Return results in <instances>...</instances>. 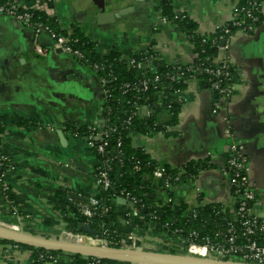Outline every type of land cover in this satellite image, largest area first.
I'll return each mask as SVG.
<instances>
[{
    "label": "crops",
    "instance_id": "0c3cea01",
    "mask_svg": "<svg viewBox=\"0 0 264 264\" xmlns=\"http://www.w3.org/2000/svg\"><path fill=\"white\" fill-rule=\"evenodd\" d=\"M163 1L164 9L160 0H101L99 5L95 0L20 3L53 18L63 36L78 29L102 54L117 52L126 60L149 49L165 64L185 65L195 57L193 43L173 22H160L162 13L185 16L196 35L208 36L231 20L240 0ZM260 12L261 23L254 31H236L228 41L234 93L219 111L213 113L211 92L189 80L173 125L130 135L131 146L157 166L206 165L194 179L169 189L171 201L182 205L184 213L220 206L226 220L234 218L232 192L224 173L230 134L244 145L247 176L256 189L252 213L264 216V0ZM156 98L160 111L156 121L163 123L167 110ZM150 112L141 106L138 118H148ZM70 127L95 131L104 127L98 79L77 59L52 49L47 35L35 39L31 30L0 14V150L9 161L2 181L13 200L10 207L0 193L1 226L56 239L67 230L64 218L73 216L70 210L61 213L57 196L65 194L72 207L97 195L93 176L99 159L86 139L76 137ZM144 181L156 202L169 200L161 180L147 176ZM116 203L120 223L130 209ZM145 226L142 250L163 252L180 245L156 233L153 223ZM0 264H32L31 251L0 243ZM50 264L71 261L63 254Z\"/></svg>",
    "mask_w": 264,
    "mask_h": 264
},
{
    "label": "trees",
    "instance_id": "16d2710c",
    "mask_svg": "<svg viewBox=\"0 0 264 264\" xmlns=\"http://www.w3.org/2000/svg\"><path fill=\"white\" fill-rule=\"evenodd\" d=\"M7 0H0V4ZM160 6L165 8V1L160 0ZM261 0H240L236 6V10L239 12L236 20H244L246 25L257 26L261 23V12L258 5ZM249 11V14L246 13ZM163 17L172 19L174 14L162 13ZM253 18H257V22L252 21ZM32 20L42 23L48 26L56 35L63 36V32L60 31L53 18L46 16L45 14L32 11ZM178 26L181 31H184L193 43L194 59L185 65H180L183 69V82L170 81L166 74H174L176 68L166 66L165 63L160 60H152L151 65L154 67L155 72L152 73L149 67L144 65L143 67H130L127 60H123L121 55L117 52H109L102 54L97 52L94 43H90L85 39L78 29H73L71 39L77 42L70 44L71 50H77L82 54L81 59H77L82 65L89 69L96 78L105 77L109 80L107 85L109 90V96L102 104L103 118L107 119L102 131L110 129L108 137L106 139L107 156L112 160L109 162V179L111 187L108 190H99L94 197L100 201L103 206L108 207V215L104 216L101 213L96 215L90 220L86 221L84 217L77 211L76 204L85 203L86 201H78L71 207L70 202L67 200L65 194L60 193L58 203L61 208V213L65 215L69 210L73 213L72 218H64L65 228L67 230H73L79 232V227L87 225L93 229L96 234L89 235L92 237H101L102 231L114 232L117 235L124 234L123 229L120 226L119 221L116 219L117 199H124L126 194L129 195V200L133 199L134 209L143 217L142 222H134L139 228L145 229L146 224L153 223V230L171 240L177 241L179 244H187L191 241L201 242L202 238L215 239L216 233L222 231L225 232L227 220L224 218L220 206H204L198 208L193 212L184 213L182 205H175L170 199V193L167 191V202L155 201L150 185L146 183L145 177L152 176L154 170L159 167L156 163L152 162L147 156L137 148H133L130 143V135L132 132L139 133H152L161 131L165 126H171L176 121V116L179 112L180 103L177 102L176 97L172 95V91L175 89L186 88L187 82L190 79H195L202 87L209 90V82L207 76L203 73H192L187 71V68L196 69L198 66H205L207 64L206 58L215 57L216 52L210 43L212 39L218 41L219 37L223 35L224 27H228L233 33L236 32V28L228 21L222 28L217 29L208 36H198L194 33V26L185 17L181 16L173 22ZM142 56L156 55L151 50L141 52ZM128 57L134 58L136 61L139 57L136 55H129ZM97 65L100 69L95 71L93 66ZM159 78V83H149L147 90H139L140 82L145 80H151L154 76ZM233 78L235 82V74L233 71ZM125 85H128L126 88ZM163 86L165 98L162 101V105L167 110V119L163 123L156 121L159 114V109L156 106V99H154V91ZM213 101L218 100L216 94H212ZM136 106H146L149 108L150 116L145 119H139L138 115H134L130 122L127 123L128 118L134 112ZM109 110V115L106 113ZM72 127H70L71 129ZM100 130V131H101ZM72 132L82 136L85 130L82 128L71 129ZM119 144V145H118ZM90 150L96 155L98 159L103 157L96 153L94 147ZM134 167H138L139 171L136 173L133 171ZM206 167L203 163L190 162L181 169H170L162 167L165 171L166 177L171 178V186L177 184L178 181H173V178L178 177L180 182H185L194 179L197 174ZM6 169V168H5ZM4 167L0 168V176H2ZM180 175L178 176V174ZM232 192V190H231ZM0 193L3 195L4 200L13 206L12 196L8 190H3L0 186ZM67 208V211L62 209ZM12 210V209H11ZM131 209L128 211L130 212ZM112 223L113 225H110ZM141 229V230H142ZM195 232L198 237H190V234ZM88 235V234H87ZM2 244L15 245L10 242L0 241ZM19 246V245H17ZM22 247V246H21ZM32 256V264H49L51 259L45 257V255L56 258L58 255H63L58 252H45L40 249H30ZM169 253H174L170 251ZM44 258H40V257ZM70 258L71 264H89L91 260L79 257L77 255H66ZM100 264H122L111 261H100Z\"/></svg>",
    "mask_w": 264,
    "mask_h": 264
},
{
    "label": "built area",
    "instance_id": "2783aa9c",
    "mask_svg": "<svg viewBox=\"0 0 264 264\" xmlns=\"http://www.w3.org/2000/svg\"><path fill=\"white\" fill-rule=\"evenodd\" d=\"M260 7V3L255 4ZM241 10H239L240 12ZM239 12L235 9L233 12V17L230 22L236 31L252 32L255 26L246 25L244 20H236ZM249 14V11H246ZM0 14L9 18L14 19L17 23L23 27L31 30L34 34L35 39L41 35H47L52 41V49L59 50L64 54H67L73 58L81 59L82 54L77 50H71L70 44L77 42L75 39H71V35L68 36H58L56 35L48 26L35 22L32 20V10L23 7L20 0H7L0 4ZM181 16L176 14L173 15L172 19H167L166 17H160L159 21L164 22H174ZM257 18H253L252 21L257 22ZM222 28V27H221ZM223 35L219 37L220 44L215 39L211 40V47L215 49L216 56L206 58L207 64L205 66H198L196 69L187 68V71L192 73H203L207 76V81L209 82V91L211 94H216L218 100L213 101V113H216L221 108V103L223 101L229 100L234 93V78H233V67L227 56L228 51V41L234 34L228 27H224ZM36 50L41 53L42 50L36 47ZM148 50V49H147ZM146 52V50L141 51ZM141 52L135 53L139 57L136 61L134 58L128 57L127 63L130 67H143L147 64L150 72L154 73L155 69L151 65L152 60L158 59L157 56H142ZM220 55V57H219ZM218 56V57H217ZM166 66H171L176 68L174 74H166L170 81L183 82V69L177 64H166ZM93 69L97 71L100 69L97 65L93 66ZM102 90V104L106 101L109 96L107 78H97ZM195 80V79H190ZM149 83H159V78L155 75L151 80H145L140 82L139 90L146 91ZM127 88L128 85H125ZM163 86L158 87L153 93L154 99L155 95L159 100L163 101L165 94L163 91ZM172 95L176 97L177 102L182 104L183 89H175L172 91ZM157 100V98H156ZM141 106H136L132 115L128 118L127 123L134 115H138V111ZM109 115V110L106 116ZM107 119L104 117V124ZM85 133L82 136L73 133L76 137H82L86 139L89 148L94 147L96 153L101 155L103 159H99V163L94 170L93 181L94 185L98 190H108L111 187V182L109 179V162L112 160L107 156V137L110 129L104 131H95L91 128H84ZM230 144L228 147V158L225 161L224 173L227 177V181L230 189L232 190L231 202L234 206V218L232 220H227V225L225 232H218L215 235V239L211 240L209 238H202L201 242L191 241L187 244L178 245L173 248L175 254L183 251V255L200 257V258H212V259H226L232 261H238L246 264H264V216H258L252 213V206L255 203L256 189L249 182L247 176V158L244 153V145L240 141H235L230 138ZM119 145V144H118ZM8 158L1 153L0 150V168L4 169L8 167ZM6 170L3 171L2 176H0V186L5 191L7 190L2 178ZM134 172H138L139 168L134 167ZM180 173L178 174V176ZM152 177L161 180L166 191H169L171 187V178L166 177L165 171L162 167H157ZM173 181H179L178 177L173 178ZM125 200L131 202L134 206L135 200H129V195L126 194ZM167 202V201H166ZM77 211L86 219L90 221L96 213H101L104 216L108 215L109 209L103 206L100 201L96 198H90L85 203L76 204ZM142 222L143 217L138 213L136 209H132L128 212L123 219L120 220V226L124 231V234L117 235L114 232L110 233L107 230L102 231L101 237H92L87 234H82L73 230H63L60 233V238L62 240L68 238H74L80 241V238H88L91 244L103 247H115L121 249H142V245L145 240V233L142 228H139L134 222ZM110 225H113L110 223ZM87 226V225H85ZM142 229V230H141ZM190 237L197 238L198 235L195 232L190 234ZM79 243V242H78ZM46 252V251H45ZM51 259L52 263L55 258L45 255ZM40 258H44L43 256ZM91 260L89 264H100L101 260L87 259ZM49 263V264H50Z\"/></svg>",
    "mask_w": 264,
    "mask_h": 264
},
{
    "label": "water",
    "instance_id": "95a60500",
    "mask_svg": "<svg viewBox=\"0 0 264 264\" xmlns=\"http://www.w3.org/2000/svg\"><path fill=\"white\" fill-rule=\"evenodd\" d=\"M95 2L99 5L101 0H95ZM98 9L101 10L99 6ZM74 198L78 197L74 196ZM117 202L127 205L131 210L134 208L133 204L125 199L119 198ZM79 232L88 235L96 234L93 229L85 225L79 227ZM0 241L10 242L30 249L58 252L65 255H77L85 259L111 261L122 264H246L226 259L200 258L175 253H163L142 249L130 250L69 242L62 239L35 236L1 225Z\"/></svg>",
    "mask_w": 264,
    "mask_h": 264
},
{
    "label": "rangeland",
    "instance_id": "374dc122",
    "mask_svg": "<svg viewBox=\"0 0 264 264\" xmlns=\"http://www.w3.org/2000/svg\"><path fill=\"white\" fill-rule=\"evenodd\" d=\"M59 238H60V235L58 237H56V239H59ZM79 243H82V244H91V241L88 238L85 237V238H80ZM171 248H173V247H169L166 251H163V253H169L170 251H173ZM177 254H183V251H181V252H179Z\"/></svg>",
    "mask_w": 264,
    "mask_h": 264
},
{
    "label": "bare ground",
    "instance_id": "6f19581e",
    "mask_svg": "<svg viewBox=\"0 0 264 264\" xmlns=\"http://www.w3.org/2000/svg\"><path fill=\"white\" fill-rule=\"evenodd\" d=\"M65 241H69V242H79V241L75 240L74 238H68V239H65Z\"/></svg>",
    "mask_w": 264,
    "mask_h": 264
}]
</instances>
